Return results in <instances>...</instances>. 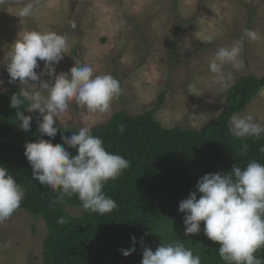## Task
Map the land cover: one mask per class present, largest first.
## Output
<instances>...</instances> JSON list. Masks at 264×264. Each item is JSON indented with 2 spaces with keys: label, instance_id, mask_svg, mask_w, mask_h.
<instances>
[{
  "label": "rangeland",
  "instance_id": "374dc122",
  "mask_svg": "<svg viewBox=\"0 0 264 264\" xmlns=\"http://www.w3.org/2000/svg\"><path fill=\"white\" fill-rule=\"evenodd\" d=\"M24 2L0 0V91L20 88L19 82L9 83L4 57L22 30L67 37L57 74L69 73L79 61L92 66L96 75L116 71L123 80V92L109 113H89L71 103L62 119L72 128L103 123L121 109L139 114L155 107L165 91L156 119L165 127L200 129L226 108L227 91L237 77H264V0H32L33 14L21 19L17 14ZM245 29L254 30L258 39H243V67L226 65L224 74L231 72L232 79L221 82L209 64L219 48L241 41ZM39 64L38 73L44 69V62ZM236 115H250L264 125V86ZM26 116L38 122V111ZM66 208L82 212L78 206ZM47 232L44 220L15 210L0 222V264H43Z\"/></svg>",
  "mask_w": 264,
  "mask_h": 264
},
{
  "label": "clouds",
  "instance_id": "9594fccd",
  "mask_svg": "<svg viewBox=\"0 0 264 264\" xmlns=\"http://www.w3.org/2000/svg\"><path fill=\"white\" fill-rule=\"evenodd\" d=\"M33 10L32 0H26L17 16L28 18ZM70 27L76 28L75 21L70 22ZM245 38L256 41L258 34L245 29L241 41L216 51L209 69L219 81L232 79L231 72L224 74L226 65L236 70L243 67L240 54ZM67 48V37L54 31L19 32L4 57L9 83L20 85V90L11 96L9 106L16 109L18 125L25 132L31 130L33 119L24 114L25 110L38 111L42 117V120L37 118L40 138L25 144L24 155L31 165L32 178L58 193L53 204H62L65 198L76 196L87 213L104 216L117 204L103 188L119 178L129 167V161L107 151L103 140L92 135L88 125L81 126L71 136L62 137L64 145L75 149V155L63 145L42 137L56 138L57 121L65 126L62 117L73 102L89 113H109L114 98L121 93V86L110 74L96 75L92 66L79 61L69 70L70 74H57L55 66L64 59ZM39 61L44 62L40 73L36 71ZM45 75L51 79H42ZM228 128L239 139H260L264 134V125L250 115H232ZM118 131L123 132L124 126L120 125ZM260 151L264 153V147ZM24 196V189L10 171L0 166V222L19 208ZM179 211L185 214V236L199 234L203 222V233L218 243L224 264H264L255 255L264 248V164L252 160L243 169L234 165L227 173L205 174L198 180L196 191L180 201ZM58 223L63 224L64 219L59 218ZM132 239L135 244V236ZM135 251L132 247L122 250V254L127 257ZM142 257L141 264H202L201 256L181 241L161 242L154 250L145 247Z\"/></svg>",
  "mask_w": 264,
  "mask_h": 264
},
{
  "label": "trees",
  "instance_id": "16d2710c",
  "mask_svg": "<svg viewBox=\"0 0 264 264\" xmlns=\"http://www.w3.org/2000/svg\"><path fill=\"white\" fill-rule=\"evenodd\" d=\"M113 77L121 86V95L123 80L116 71ZM263 86L264 77H237L227 91L226 108L200 129L165 127L156 119L165 91L151 109L136 115L117 110L107 121L90 127L107 151L129 161L119 178L103 188L117 204L104 216L87 213L76 196L53 204L58 193L32 178L31 165L24 155L25 144L40 138L38 122L31 124L30 131H23L16 109L9 106L11 96L20 88L0 91V166L7 168L25 191L18 209L45 221L48 232L42 242L43 264H141L145 247L154 250L161 242L175 241L199 254L202 264H224L218 243L204 235L203 222L199 234L185 236V214L179 211V203L196 191L198 180L205 174L227 173L234 165L243 169L252 160L264 164L260 151L264 134L260 139H239L228 128L231 116L243 110ZM120 125L123 132L118 131ZM57 127L54 140L42 138L63 145L75 155V149L64 145L62 137L71 136L79 128L58 123ZM68 206H78L82 212L74 214ZM61 217L63 224L58 223ZM132 247L136 251L125 257L122 250ZM255 255L264 261V248Z\"/></svg>",
  "mask_w": 264,
  "mask_h": 264
}]
</instances>
